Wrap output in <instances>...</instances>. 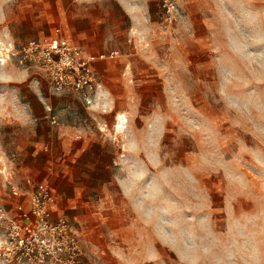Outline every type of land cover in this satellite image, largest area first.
I'll use <instances>...</instances> for the list:
<instances>
[{
  "label": "rangeland",
  "instance_id": "374dc122",
  "mask_svg": "<svg viewBox=\"0 0 264 264\" xmlns=\"http://www.w3.org/2000/svg\"><path fill=\"white\" fill-rule=\"evenodd\" d=\"M58 36L122 65L117 86L97 73L89 104L12 53ZM0 65V245L70 123L111 144L122 264H264V0H0Z\"/></svg>",
  "mask_w": 264,
  "mask_h": 264
},
{
  "label": "crops",
  "instance_id": "0c3cea01",
  "mask_svg": "<svg viewBox=\"0 0 264 264\" xmlns=\"http://www.w3.org/2000/svg\"><path fill=\"white\" fill-rule=\"evenodd\" d=\"M90 23L93 24V21L90 20ZM69 39L86 49L80 40ZM86 51L95 57L93 65L100 76V86H117L116 78L119 79L122 70H125L122 65L114 61L105 62L108 59L101 58V55L106 56L105 53H99L97 57L94 52ZM110 58L114 59L115 56ZM120 131L117 129L116 133ZM47 142V159L41 163L43 176L40 182L50 184L55 194L53 215L66 216L82 235L88 250L97 255L96 261L85 258L81 264L128 262L120 246L125 238L130 241L134 235L129 233V224L123 222L122 212L103 201L106 188L113 185L105 178V170L111 164L110 142L96 131L70 123L52 127ZM31 192L27 190L22 193L21 202L29 204Z\"/></svg>",
  "mask_w": 264,
  "mask_h": 264
},
{
  "label": "built area",
  "instance_id": "2783aa9c",
  "mask_svg": "<svg viewBox=\"0 0 264 264\" xmlns=\"http://www.w3.org/2000/svg\"><path fill=\"white\" fill-rule=\"evenodd\" d=\"M12 53L20 62L32 61L43 66L56 92L78 91L92 104L94 97L90 94L98 90V74L93 57L80 44L58 36L31 40ZM13 192L22 196L17 189ZM55 201L51 185L38 183L29 196V204L20 202L17 219H10L9 238L0 245V258L7 264H81L85 258L97 260L70 220L64 215H53Z\"/></svg>",
  "mask_w": 264,
  "mask_h": 264
},
{
  "label": "bare ground",
  "instance_id": "6f19581e",
  "mask_svg": "<svg viewBox=\"0 0 264 264\" xmlns=\"http://www.w3.org/2000/svg\"><path fill=\"white\" fill-rule=\"evenodd\" d=\"M132 4V3H131ZM0 69H2L3 70V67H2V65H0ZM101 94H102V92H101ZM121 115V114H120ZM119 114H117V116H116V122H115V129H122L123 128V125H124V123H125V120H124V118L123 117H121ZM120 132H124V131H120Z\"/></svg>",
  "mask_w": 264,
  "mask_h": 264
}]
</instances>
